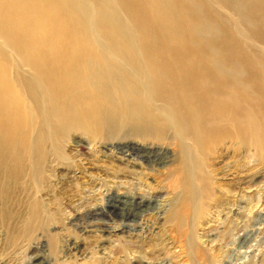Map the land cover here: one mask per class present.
Masks as SVG:
<instances>
[{"label": "bare ground", "instance_id": "bare-ground-1", "mask_svg": "<svg viewBox=\"0 0 264 264\" xmlns=\"http://www.w3.org/2000/svg\"><path fill=\"white\" fill-rule=\"evenodd\" d=\"M70 130L95 141L122 131L110 147L124 160L165 168L166 238L125 233L121 221L150 209L135 190L96 211L119 209L117 226L97 227L105 254L217 264L220 249L200 247L210 230L194 237L196 224L222 213L239 231L234 221L264 206V0H0V157L21 145L37 165ZM218 149L231 160L215 167ZM232 207L245 212L234 219ZM253 258L264 264V247Z\"/></svg>", "mask_w": 264, "mask_h": 264}, {"label": "rangeland", "instance_id": "rangeland-1", "mask_svg": "<svg viewBox=\"0 0 264 264\" xmlns=\"http://www.w3.org/2000/svg\"><path fill=\"white\" fill-rule=\"evenodd\" d=\"M121 136L119 131L106 140L95 141L79 130H70L57 143L48 140L44 144L43 158L37 165L21 145L17 149H3L2 145L6 157H0V264H134L125 249L118 255L105 254L110 242L101 241L97 231L101 221L108 230L117 226L121 221L119 209L113 210L114 216L95 217H99V209H111L109 201L135 190L152 199L150 209L138 216L136 224L121 221L126 225L125 233L141 237L149 233L158 241L166 238L165 229L157 223L170 199L168 191L157 185L162 184L165 168L152 160H124L125 156L110 147ZM129 139L140 142L137 136ZM213 153L208 163L215 167L231 160L220 149ZM218 154L225 156L219 158ZM248 159L252 163L253 157ZM137 172L141 173L135 175ZM248 197L239 201L241 207L248 206ZM257 208L234 221L242 224L239 231L226 227L221 213L216 221L197 223L192 229L194 237L210 230L207 237L197 241L208 252L212 247L220 249L217 264H247L264 247V206ZM257 211L263 213L261 224L255 222ZM243 212L232 207L229 215L235 219ZM213 216L209 215L211 219ZM119 235L113 236L123 239ZM73 244L77 245L76 252L71 249ZM179 259L173 263L162 256L156 262L187 264L185 257Z\"/></svg>", "mask_w": 264, "mask_h": 264}]
</instances>
